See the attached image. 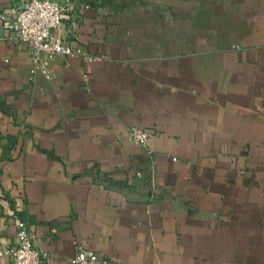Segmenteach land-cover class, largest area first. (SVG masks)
<instances>
[{"label": "crops", "instance_id": "obj_1", "mask_svg": "<svg viewBox=\"0 0 264 264\" xmlns=\"http://www.w3.org/2000/svg\"><path fill=\"white\" fill-rule=\"evenodd\" d=\"M55 1L96 59L49 80L0 0V248L24 220L45 264H264V0Z\"/></svg>", "mask_w": 264, "mask_h": 264}, {"label": "built area", "instance_id": "obj_2", "mask_svg": "<svg viewBox=\"0 0 264 264\" xmlns=\"http://www.w3.org/2000/svg\"><path fill=\"white\" fill-rule=\"evenodd\" d=\"M63 11L62 5L55 0H27L12 21L17 40L30 45L34 63L32 72L40 70L49 80L54 76L51 62L57 57L84 56L89 60L96 59L75 49L62 36L57 35L64 27ZM151 137L152 133L138 126L130 129V139L136 145L148 149ZM16 239L14 245L0 248V258L9 257L12 264H45L47 255L35 245L28 223L24 220L18 222ZM76 245L77 252L71 259L72 264H116L100 258L83 242H77Z\"/></svg>", "mask_w": 264, "mask_h": 264}]
</instances>
